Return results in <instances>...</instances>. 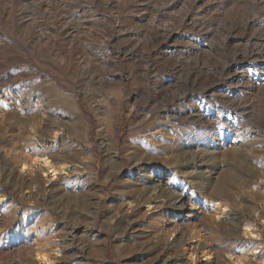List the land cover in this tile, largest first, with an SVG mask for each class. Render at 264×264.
I'll return each instance as SVG.
<instances>
[{
  "label": "rangeland",
  "instance_id": "obj_1",
  "mask_svg": "<svg viewBox=\"0 0 264 264\" xmlns=\"http://www.w3.org/2000/svg\"><path fill=\"white\" fill-rule=\"evenodd\" d=\"M0 264H264V0H0Z\"/></svg>",
  "mask_w": 264,
  "mask_h": 264
},
{
  "label": "bare ground",
  "instance_id": "obj_2",
  "mask_svg": "<svg viewBox=\"0 0 264 264\" xmlns=\"http://www.w3.org/2000/svg\"><path fill=\"white\" fill-rule=\"evenodd\" d=\"M201 122V120H200ZM235 126V125H234ZM240 129V128H239ZM238 129V130H239ZM33 166H36L38 170L42 173L43 177L53 179L56 176L54 166L48 158H40L33 161L31 164L27 161V158L21 164V171L26 175L33 174ZM169 201L172 202L173 209L181 210L184 207V200L181 196L175 197L173 200L169 198ZM191 210H194L193 205L190 206ZM249 232V231H248Z\"/></svg>",
  "mask_w": 264,
  "mask_h": 264
}]
</instances>
